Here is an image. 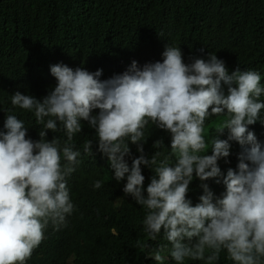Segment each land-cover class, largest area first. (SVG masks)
Masks as SVG:
<instances>
[{
  "label": "clouds",
  "instance_id": "9594fccd",
  "mask_svg": "<svg viewBox=\"0 0 264 264\" xmlns=\"http://www.w3.org/2000/svg\"><path fill=\"white\" fill-rule=\"evenodd\" d=\"M162 56V61L143 66L133 60L125 71L103 80L102 69L53 64L56 85L42 99L20 91L11 95L13 108L31 112L41 128L40 139L33 140L25 122L11 109L5 111L0 129V264H27L49 224L55 232L67 226L76 209L69 188L80 164L73 140L82 132V121L95 130L84 151L93 152L95 143L114 179L126 178L125 196L145 210L144 233L155 241L163 229L167 244L142 246L149 248L145 259L165 264L167 253L175 264H217L223 251L232 264H264V141L249 127L264 123L262 75L239 67L230 72L211 52L186 63L180 47L167 45ZM225 115L215 138L206 142V119ZM150 122L171 137V152L159 162L160 152L149 157L144 150V129ZM225 129L227 138H219ZM48 130L63 131L66 139L49 140ZM232 141L241 147L239 162L225 173L218 162L230 156ZM129 142L137 146L138 157ZM162 144L160 139L153 147ZM142 165L155 173L146 189ZM195 178L203 194L193 205L187 193ZM209 178L225 186L220 196L205 182ZM102 185L96 180L93 188Z\"/></svg>",
  "mask_w": 264,
  "mask_h": 264
},
{
  "label": "trees",
  "instance_id": "16d2710c",
  "mask_svg": "<svg viewBox=\"0 0 264 264\" xmlns=\"http://www.w3.org/2000/svg\"><path fill=\"white\" fill-rule=\"evenodd\" d=\"M167 45L180 47L186 63L211 52L225 61L230 72L237 67L259 71L264 84V0H0V129L5 111L11 109L25 122L28 136L40 139L41 126L35 116L13 108L10 98L16 91L40 99L46 96L56 85L51 65L64 63L93 72L102 69L103 80L122 73L133 60L141 66L162 61ZM223 119L227 116L206 119V142L215 138L216 125ZM82 124V132L73 140L81 152L80 164L70 176L69 188L76 209L66 227L55 232L49 224L27 264H155L153 259H145L149 248L142 246L167 244L163 229L157 240L147 237L142 225L145 210L125 196L126 178L114 179L98 145L94 143L93 152L84 151L85 143L94 140L95 130L87 121ZM249 127L264 141V123L257 121ZM144 132L147 156L160 152L158 162L169 156L171 137L167 132L151 122ZM47 135L49 140L61 138L62 143L66 139L63 131L48 130ZM217 135L226 139L228 130ZM160 139L162 146L154 148ZM129 143L132 155L138 157L137 146ZM231 144L227 162H218L225 173L239 162L241 147L235 141ZM210 148L209 143L208 154ZM142 168L146 189L155 173ZM96 180L103 181L100 189L93 188ZM205 182L216 196L225 191L213 178ZM200 185L199 178L190 184L187 196L193 205L203 194ZM164 255L165 264H175L170 254ZM186 264L204 262L188 260ZM217 264L232 262L222 251Z\"/></svg>",
  "mask_w": 264,
  "mask_h": 264
},
{
  "label": "bare ground",
  "instance_id": "6f19581e",
  "mask_svg": "<svg viewBox=\"0 0 264 264\" xmlns=\"http://www.w3.org/2000/svg\"><path fill=\"white\" fill-rule=\"evenodd\" d=\"M106 264V263H105Z\"/></svg>",
  "mask_w": 264,
  "mask_h": 264
}]
</instances>
